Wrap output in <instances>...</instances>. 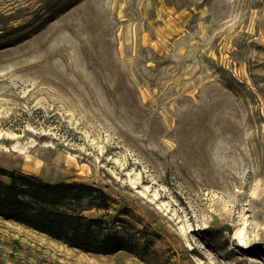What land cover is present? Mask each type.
Returning <instances> with one entry per match:
<instances>
[{
	"label": "rangeland",
	"instance_id": "rangeland-1",
	"mask_svg": "<svg viewBox=\"0 0 264 264\" xmlns=\"http://www.w3.org/2000/svg\"><path fill=\"white\" fill-rule=\"evenodd\" d=\"M0 166L156 233L98 254L0 216V264H264V0H0Z\"/></svg>",
	"mask_w": 264,
	"mask_h": 264
},
{
	"label": "trees",
	"instance_id": "trees-1",
	"mask_svg": "<svg viewBox=\"0 0 264 264\" xmlns=\"http://www.w3.org/2000/svg\"><path fill=\"white\" fill-rule=\"evenodd\" d=\"M108 192L77 177L50 181L0 166V216L85 252H145L156 233ZM95 214H90V212Z\"/></svg>",
	"mask_w": 264,
	"mask_h": 264
}]
</instances>
